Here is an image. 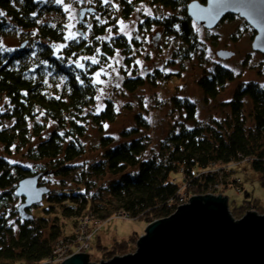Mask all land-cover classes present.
Listing matches in <instances>:
<instances>
[{
  "label": "trees",
  "instance_id": "obj_1",
  "mask_svg": "<svg viewBox=\"0 0 264 264\" xmlns=\"http://www.w3.org/2000/svg\"><path fill=\"white\" fill-rule=\"evenodd\" d=\"M114 1L119 3V15L124 20L143 3L174 12L166 20L150 22L147 19L143 27L162 26L167 34L178 37L184 45L180 52L183 59L195 48L197 37L193 21L187 16V6L193 1L205 4L206 0ZM15 2L19 9L15 8ZM99 10L94 8L93 13ZM0 11L23 29L38 28L40 42L37 46L41 58L39 66L30 69L23 64L28 50L12 53L0 50V98L6 101V110L0 112V145L7 156L12 155V149L16 152L25 149L24 158L30 164L10 163L0 157V264L44 263L51 258L56 242L67 237L66 227L72 226L74 231L83 216L103 223L120 213L142 219L147 225L173 214L182 194H214L217 189L229 186L240 191L239 181L230 178L232 169L221 173L214 170L217 166L228 169L247 163L259 174L264 187V83L255 82L236 86L231 100L225 104L229 108L225 119L205 123L195 122L194 103L173 98L174 109L184 111L185 119L195 124L171 129L159 142L157 152L149 148V136L140 135L149 130V125L143 115L138 114L136 127L121 132V141L115 143L112 137H101V154L86 171L76 167L75 161L87 153L83 143L88 132L87 121L101 133L102 125L113 122L116 117L112 100H106L97 114L89 112L96 96V85L91 79L98 69V64L93 65L90 59L97 48L101 51V64L120 50L125 65L129 66L135 44L127 42L122 35L109 42L99 40L112 21L100 27L93 25L88 40L82 37L80 41H69L61 56L56 57L52 46L64 43L63 31L59 25L39 27L36 24L35 14L40 11L36 0H0ZM234 18L227 15L221 22ZM2 21L0 32L4 27ZM79 58L84 60V68L67 64ZM48 71H53L57 79H65L64 91L57 95L45 87L44 76ZM150 76L127 78L122 87L133 93L146 82L154 86L157 80L169 79L158 70ZM234 79L230 70L216 65L197 85L207 102L215 99ZM4 122L11 125L5 126ZM49 122L53 128L42 135ZM39 174L43 175L38 180L39 186L47 175L56 178L75 175L72 183L75 188L66 189L63 185L59 192L51 195L53 190L46 187L49 193L40 204L24 210L31 216L24 220L19 214L24 199L17 195L18 183ZM176 175H181V183L176 182ZM91 189L95 190L93 194ZM34 210L35 215L31 213ZM129 243L130 240L115 242L105 249L106 254L113 257L124 253Z\"/></svg>",
  "mask_w": 264,
  "mask_h": 264
},
{
  "label": "rangeland",
  "instance_id": "obj_2",
  "mask_svg": "<svg viewBox=\"0 0 264 264\" xmlns=\"http://www.w3.org/2000/svg\"><path fill=\"white\" fill-rule=\"evenodd\" d=\"M36 1L40 9L35 14L36 24H39V27L44 24L52 27L59 25L63 31L64 43L52 46L53 54L56 57L61 56L62 49L69 41H80L82 37L88 40L93 25L100 27L112 21L113 24L106 27L99 40L109 42L113 37L122 35L127 42L135 44L132 46V63L129 66L125 65L124 55L120 50L115 51L106 62L103 61L101 64V51L97 48L95 56L90 59L92 63L93 58L95 59L96 62L93 65L98 64V69L93 73L91 79L96 85V96L94 106L91 108L92 110L89 109V112L97 114L104 108L106 100H112L116 117L113 122L102 125L101 133L90 120L87 121L88 132L83 139L87 153L74 163L81 170H85L99 158L101 137H112L115 143L121 141V132L136 127L135 118L138 114H142L149 125V130L140 135L147 134L149 148L157 152L159 142L173 128L192 127L195 122L205 123L209 120L225 119L229 115V108L225 104L231 100L237 85L248 82H255L259 85L264 83V76L261 75L264 73V56L251 49L253 30L238 17L224 20L211 30L193 22L197 43L195 48L188 53V58L183 59L180 52L184 49V45L178 37L167 34L162 26L143 27L147 19H150V22L166 20L174 14L170 10L143 3L136 6L129 18L124 20L119 15V3L114 0H84L83 3H80L79 0H61L60 3H57L56 0ZM14 6L19 9L17 2L14 3ZM83 8H100V10L93 14H86L83 20L85 23L80 24L78 22L79 12ZM0 13L3 12L0 11ZM0 20L4 21L3 30L0 32V50L12 53L19 50L20 45L25 42L26 46L23 49L28 52L23 64L30 69L37 68L41 62L37 46L40 42L38 28L23 29L15 25L4 13L0 15ZM221 51L231 52L233 56L227 60H220L217 55ZM70 61L67 64H71L75 68L81 69L86 66L84 60L80 58ZM216 65L230 70L235 79L227 83L224 90L215 99L205 102L197 82ZM156 70L169 76V79L157 80L154 86L146 82L144 86L133 93L123 89V82L127 78L140 76L146 79ZM150 77L152 78V76ZM44 84L50 92L57 95L64 91L65 79L63 77L57 79L53 75V71H48L44 76ZM173 98L188 99L195 104V122L186 120L184 111L174 109L171 101ZM5 103L6 101L0 98V112L6 110ZM4 125L10 126L11 123L4 122ZM53 126L52 123H47L42 135L50 131ZM11 153L10 156L4 154L3 147L0 145V157L6 158L10 163L30 166L24 158L25 149L19 152L12 149ZM230 169H232L230 178L239 181L240 191L234 186H229L223 190L219 188L216 193L211 195L215 197L221 195L227 198L229 214L235 221H239L248 212L263 215L264 187L260 182L259 174L253 171L247 163L236 164L228 169L217 166L214 170L227 173ZM175 177L176 182L181 183V175ZM74 180H76L75 175L67 178L47 175L40 182L42 186L53 190L52 195L59 192L63 185L66 189L75 188L72 184ZM93 192L95 190L91 189L90 193L93 194ZM193 196L198 195H185L186 202L178 205L177 208L187 204ZM242 207L245 209L240 211ZM31 213L36 214L35 210ZM114 215L111 219L99 223L93 231L92 237L88 241L89 248L84 253L88 255L89 262L100 264V261L108 262L116 256L134 254L137 249V241L145 235L148 224L146 225L142 219L119 218ZM49 219L51 220L52 216ZM71 227H66L67 237L74 235L75 231ZM129 240L130 243L124 253H118L113 257L106 254L105 249L110 248L115 242ZM74 255L76 254H69L65 260ZM14 264L23 263L16 262Z\"/></svg>",
  "mask_w": 264,
  "mask_h": 264
},
{
  "label": "water",
  "instance_id": "obj_3",
  "mask_svg": "<svg viewBox=\"0 0 264 264\" xmlns=\"http://www.w3.org/2000/svg\"><path fill=\"white\" fill-rule=\"evenodd\" d=\"M93 12V8L81 9L79 22ZM227 15L237 16L253 30L251 49L264 56V0L193 1L187 6V16L208 30L216 28ZM25 46L24 42L20 49ZM217 56L227 60L233 53L221 51ZM42 176L18 183L17 195L24 199L19 214L24 220L31 219L24 210L40 204L49 193L48 188L38 185ZM144 234L134 254L100 264H264V214L248 212L235 221L229 214L227 198L221 195L191 197L169 217L148 224ZM61 264L95 263L89 262L86 254H76Z\"/></svg>",
  "mask_w": 264,
  "mask_h": 264
},
{
  "label": "built area",
  "instance_id": "obj_4",
  "mask_svg": "<svg viewBox=\"0 0 264 264\" xmlns=\"http://www.w3.org/2000/svg\"><path fill=\"white\" fill-rule=\"evenodd\" d=\"M208 195H211V193ZM185 202V196L183 194L180 195L179 205ZM114 216H117L119 218H129L128 216L120 213L115 214ZM98 224L99 223L93 220L90 216H83L82 218H80L75 227L74 235L58 240L53 249L51 258L46 260L44 263L61 264L71 253L84 254L85 251L89 248L88 241L92 237V233L96 229V226H98ZM74 243L76 245H73Z\"/></svg>",
  "mask_w": 264,
  "mask_h": 264
},
{
  "label": "snow or ice",
  "instance_id": "obj_5",
  "mask_svg": "<svg viewBox=\"0 0 264 264\" xmlns=\"http://www.w3.org/2000/svg\"><path fill=\"white\" fill-rule=\"evenodd\" d=\"M56 2L57 3H60L61 2V0H56ZM0 15H3V13H0ZM96 61H95V59L93 58V63H95ZM137 63H139V62H137ZM97 75H99V74H97ZM118 86V85H117Z\"/></svg>",
  "mask_w": 264,
  "mask_h": 264
},
{
  "label": "flooded vegetation",
  "instance_id": "obj_6",
  "mask_svg": "<svg viewBox=\"0 0 264 264\" xmlns=\"http://www.w3.org/2000/svg\"><path fill=\"white\" fill-rule=\"evenodd\" d=\"M235 18L237 17V16H234ZM263 56V55H262Z\"/></svg>",
  "mask_w": 264,
  "mask_h": 264
}]
</instances>
